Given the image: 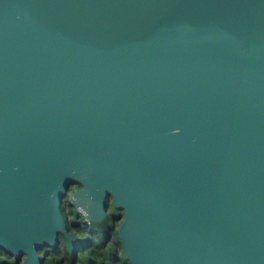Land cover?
<instances>
[{"label": "water", "instance_id": "obj_1", "mask_svg": "<svg viewBox=\"0 0 264 264\" xmlns=\"http://www.w3.org/2000/svg\"><path fill=\"white\" fill-rule=\"evenodd\" d=\"M122 210L130 264H264V0H0V249Z\"/></svg>", "mask_w": 264, "mask_h": 264}, {"label": "flooded vegetation", "instance_id": "obj_2", "mask_svg": "<svg viewBox=\"0 0 264 264\" xmlns=\"http://www.w3.org/2000/svg\"><path fill=\"white\" fill-rule=\"evenodd\" d=\"M79 187L78 184L70 186L69 193L63 198L61 212L65 222L66 232L77 241L73 249L74 256L70 255L65 247V234H57V243L37 247L34 252L39 257V264H130L124 257L119 240L117 227L122 218V210L116 209L109 197L106 213L101 219L91 220L72 206L67 199L68 195ZM93 251H89L90 248ZM28 255L23 251L19 256L0 249V264H24Z\"/></svg>", "mask_w": 264, "mask_h": 264}, {"label": "rangeland", "instance_id": "obj_3", "mask_svg": "<svg viewBox=\"0 0 264 264\" xmlns=\"http://www.w3.org/2000/svg\"><path fill=\"white\" fill-rule=\"evenodd\" d=\"M69 192H70V191H68V193H69ZM93 250H94V248L92 247V248H90V250H89V251L91 252V251H93Z\"/></svg>", "mask_w": 264, "mask_h": 264}]
</instances>
